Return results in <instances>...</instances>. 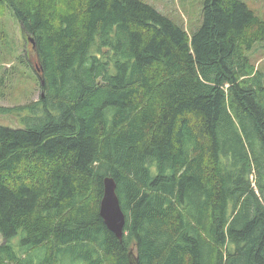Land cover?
<instances>
[{"label": "trees", "instance_id": "obj_1", "mask_svg": "<svg viewBox=\"0 0 264 264\" xmlns=\"http://www.w3.org/2000/svg\"><path fill=\"white\" fill-rule=\"evenodd\" d=\"M7 10L43 85L0 105L23 126L0 124V264H264V82L245 54L264 20L239 0H206L193 35L140 0ZM107 176L122 239L99 215Z\"/></svg>", "mask_w": 264, "mask_h": 264}, {"label": "rangeland", "instance_id": "obj_2", "mask_svg": "<svg viewBox=\"0 0 264 264\" xmlns=\"http://www.w3.org/2000/svg\"><path fill=\"white\" fill-rule=\"evenodd\" d=\"M153 7L162 16L183 27L188 35H193L203 23V7L206 0H140ZM244 3L256 16L264 20V0H239ZM29 36L25 41L22 35L19 22L11 10H7L0 18V105L4 107H14L25 105L36 101L41 95L38 77L35 73L36 57L31 48ZM29 55V59L25 56ZM255 69H257L264 82V43H256L250 51L245 53ZM32 68H31V66ZM38 67V65H37ZM20 118L14 115L0 116V124L22 128ZM238 134L242 139L244 149L236 150L239 159L241 154H247L249 163L253 166V159H260L259 151L252 152L248 147L247 138L241 131L237 122ZM224 136V135H223ZM233 146V144H232ZM227 150L226 157L234 158V150ZM257 174H252L249 179L252 187L258 180ZM264 182V178L262 179ZM256 188V189H255ZM258 192L257 187H254ZM1 237V236H0ZM2 239L0 238V243Z\"/></svg>", "mask_w": 264, "mask_h": 264}, {"label": "water", "instance_id": "obj_3", "mask_svg": "<svg viewBox=\"0 0 264 264\" xmlns=\"http://www.w3.org/2000/svg\"><path fill=\"white\" fill-rule=\"evenodd\" d=\"M40 84L42 86L43 81L40 80ZM99 215L103 219L105 226L118 239H122L125 216L120 208L119 199L116 194V182L108 176L103 180V196L99 205ZM129 264H137L131 252L129 254Z\"/></svg>", "mask_w": 264, "mask_h": 264}, {"label": "bare ground", "instance_id": "obj_4", "mask_svg": "<svg viewBox=\"0 0 264 264\" xmlns=\"http://www.w3.org/2000/svg\"><path fill=\"white\" fill-rule=\"evenodd\" d=\"M118 197V196H117Z\"/></svg>", "mask_w": 264, "mask_h": 264}]
</instances>
